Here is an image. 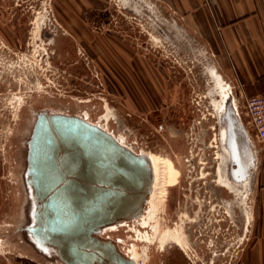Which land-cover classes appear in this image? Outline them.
<instances>
[{
    "label": "rangeland",
    "instance_id": "obj_1",
    "mask_svg": "<svg viewBox=\"0 0 264 264\" xmlns=\"http://www.w3.org/2000/svg\"><path fill=\"white\" fill-rule=\"evenodd\" d=\"M229 84L255 155L250 182L231 179L220 146L214 103ZM244 98L181 16L154 0H0V264H63L24 230L40 111L82 116L166 163L145 219L100 234L138 264H264V140Z\"/></svg>",
    "mask_w": 264,
    "mask_h": 264
},
{
    "label": "water",
    "instance_id": "obj_2",
    "mask_svg": "<svg viewBox=\"0 0 264 264\" xmlns=\"http://www.w3.org/2000/svg\"><path fill=\"white\" fill-rule=\"evenodd\" d=\"M226 147L233 181L245 179L254 156L228 110ZM148 158L82 116L40 111L27 140L25 183L32 203L29 239L63 264H134L100 233L137 217L149 195Z\"/></svg>",
    "mask_w": 264,
    "mask_h": 264
},
{
    "label": "crops",
    "instance_id": "obj_3",
    "mask_svg": "<svg viewBox=\"0 0 264 264\" xmlns=\"http://www.w3.org/2000/svg\"><path fill=\"white\" fill-rule=\"evenodd\" d=\"M154 1L181 16L215 54L222 73L240 94L247 97L264 93V0ZM255 198L261 210L258 236L264 239L263 187L257 189Z\"/></svg>",
    "mask_w": 264,
    "mask_h": 264
},
{
    "label": "bare ground",
    "instance_id": "obj_4",
    "mask_svg": "<svg viewBox=\"0 0 264 264\" xmlns=\"http://www.w3.org/2000/svg\"><path fill=\"white\" fill-rule=\"evenodd\" d=\"M226 88H227L226 91L223 92L221 94V97L218 100H216L214 103V114H215V117L217 116V123L219 125V131H220L219 132V135H220L219 139H220V143H221L220 146H221V149L227 154V158H228V162H229V150L226 147L227 134H226V129H225L227 126V121H226V118L224 116V113L226 114L228 110H232V112L234 113V115L236 116V118L238 119V121L241 125H242V122H241L240 114L238 112L239 109L237 108V103L235 100L236 98H234V96L231 94L232 93L231 88L229 86ZM101 127H103V129H105V130L107 129L103 125H101ZM246 136H247V140L250 141V137H249L248 132H246ZM115 137L117 138V140L120 143L124 144L123 141L118 136L115 135ZM139 153L145 155L150 162L151 170H152V181H151V188H150V192H149L148 197L154 196V192L156 191L155 190L156 188L154 189V187H156L155 185L157 183V179L163 171L162 165L166 164V163L162 162V161H158L157 159L153 158L149 153H144V152H139ZM253 156L255 158L254 154H253ZM251 173H252V171L250 172V175H248L245 179H243L241 181L242 182H246V181L250 182L251 181L250 178L252 175ZM218 175L220 177L219 181L221 182V180H222L221 171H219ZM243 184H246V183H243ZM148 197H147V199H148ZM139 218H141L142 221H143V219H145L142 211L137 217H135L129 221H124V222H120L117 224H112V225L104 227L100 234H102V233L105 234L107 231L115 230L120 226H125V225L128 226V225H130L131 222L139 220ZM124 255L128 258H131L133 260L134 264H138L137 259H136V255H135V251L133 249L132 250H128V249L125 250Z\"/></svg>",
    "mask_w": 264,
    "mask_h": 264
},
{
    "label": "built area",
    "instance_id": "obj_5",
    "mask_svg": "<svg viewBox=\"0 0 264 264\" xmlns=\"http://www.w3.org/2000/svg\"><path fill=\"white\" fill-rule=\"evenodd\" d=\"M243 108L248 127L264 140V93L245 97Z\"/></svg>",
    "mask_w": 264,
    "mask_h": 264
},
{
    "label": "flooded vegetation",
    "instance_id": "obj_6",
    "mask_svg": "<svg viewBox=\"0 0 264 264\" xmlns=\"http://www.w3.org/2000/svg\"><path fill=\"white\" fill-rule=\"evenodd\" d=\"M261 187L259 186V185H257V189H260ZM258 202V200H256V198H255V202Z\"/></svg>",
    "mask_w": 264,
    "mask_h": 264
}]
</instances>
